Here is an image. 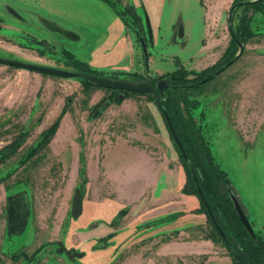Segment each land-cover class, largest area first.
Returning <instances> with one entry per match:
<instances>
[{
  "label": "rangeland",
  "instance_id": "1",
  "mask_svg": "<svg viewBox=\"0 0 264 264\" xmlns=\"http://www.w3.org/2000/svg\"><path fill=\"white\" fill-rule=\"evenodd\" d=\"M115 3L119 8L132 4L138 22L127 12L121 17L104 0H0V55L76 70L72 59L96 73L151 81L178 65L192 71L216 61L223 65L227 16L231 13L233 26L238 20V10H229L231 0ZM251 14L250 25L258 33L243 42L233 61L182 94L199 102L188 105L193 122L200 125L209 156L230 177L223 188L234 209L237 204L251 222L246 230L264 236V9ZM2 64L0 93L11 94L0 102V146L19 130L27 135L2 159L0 151V264L36 246L43 264H56L57 257L69 264H129L154 259L164 241L202 239L209 231L198 196L182 189L180 151L153 100L129 93L94 109L109 94L106 87L86 88L80 76L7 64L2 70ZM170 90L163 89L162 97ZM176 105L183 109L178 98ZM59 114L50 138L26 158ZM181 119H187L185 111ZM18 193L27 198L26 221L8 226L5 199ZM212 242L231 263L221 241ZM171 254L157 260L185 264L189 259ZM201 254L192 255L190 263L224 264Z\"/></svg>",
  "mask_w": 264,
  "mask_h": 264
},
{
  "label": "trees",
  "instance_id": "2",
  "mask_svg": "<svg viewBox=\"0 0 264 264\" xmlns=\"http://www.w3.org/2000/svg\"><path fill=\"white\" fill-rule=\"evenodd\" d=\"M114 10L122 17L123 12H127L131 17V21L138 22L137 13L132 4H128L125 8H119L116 6V0H104ZM264 9V0H231L229 10L233 12L238 10L237 14V24L235 26L231 25V13L227 16V26L229 33V40L226 44L222 52L223 56V65L220 66L219 62L208 65L198 71L187 70L182 65L176 66L174 69L166 72L164 74L165 80L169 83L168 86L164 89L170 88V92L167 93V96L160 97L159 103L164 109L171 121L172 127L178 137V140L182 144L186 154L187 159L185 160L181 154L183 169L185 170V183L182 189L185 192H193L198 198L199 195L195 188V183L193 181V175L195 176L201 192L205 198V201L208 205V209L205 208L204 204L200 200V208L198 210H202L206 214V220L209 222V231L202 234L203 238H210L212 241H221V244L225 246L228 255L231 257L230 262L232 264H264V236L259 231H253L251 235L246 228L243 226L242 222L239 220L237 213L233 207V204L224 190V186L227 182H229L230 177L227 175L226 171L221 169L217 163H215L212 158L209 156V147L208 145L201 140V137L198 133V129L200 127L199 123L197 125L194 124V113H190L189 106L190 103H197L198 101L194 99H187L182 93V90L195 86L198 83H201V79L205 78L203 81L208 80L214 75V71L218 69H222L225 65L229 64L233 61L239 54L234 55V51L238 48V42L246 41V39L255 33H258L254 30L251 25V16L252 12L255 10ZM137 37V34H136ZM140 45L144 47L145 40L144 38H140ZM68 58L69 55H66ZM73 62L74 68L77 71L85 72L89 74L105 76L110 78H123L130 80H138L145 79L139 75H135L133 77H128V73L125 75L118 76L116 72L114 74L112 72L102 74L100 72L96 73L95 69L89 68L86 65V68H81V62L74 60H70ZM77 64L78 67L75 65ZM220 66V67H219ZM88 67V68H87ZM219 67V68H218ZM217 68V69H216ZM191 73L193 77L187 78L186 74ZM131 74V73H130ZM150 80V79H148ZM80 81L82 85H86V88L93 86L92 82L87 78L80 76ZM151 82V80H150ZM83 85V87H85ZM108 95H102L92 106V108L96 109L97 107H104L109 102H118L123 97L128 95L129 93H137L135 91H127L124 89H110ZM147 99L153 100L156 104V100L149 93H144ZM183 95V96H182ZM182 96V97H181ZM176 98L180 99L183 103V109L179 108L176 105ZM193 103V104H194ZM157 105V104H156ZM189 105V106H188ZM192 107V106H190ZM64 108V107H63ZM62 108V109H63ZM159 108V107H158ZM195 108V107H194ZM186 112L187 119L182 120V111ZM99 110V109H98ZM97 110V111H98ZM160 110V109H159ZM161 113V111H160ZM202 113L201 109L197 114L200 116ZM162 115V113H161ZM60 114L55 117L53 121L42 131L41 136L35 142L33 147L26 154V158L29 157L33 152L40 149L44 143L50 138L52 133L54 132ZM163 117V115H162ZM202 117V116H201ZM164 120V118H163ZM165 122V121H164ZM167 127V126H166ZM168 129V128H167ZM169 131V130H168ZM27 135V131L19 130L16 132L7 142L0 146L1 151V159L9 154H11L15 149L21 144V142L25 139ZM204 143H203V142ZM80 160H82L80 158ZM82 170V168H80ZM84 177H82V182L78 184L80 186V190L83 191V182ZM250 225L251 222L249 221ZM145 226L148 223L144 224ZM176 231V229H173ZM12 257H17L18 254L11 253ZM202 257H205V254H201Z\"/></svg>",
  "mask_w": 264,
  "mask_h": 264
},
{
  "label": "water",
  "instance_id": "3",
  "mask_svg": "<svg viewBox=\"0 0 264 264\" xmlns=\"http://www.w3.org/2000/svg\"><path fill=\"white\" fill-rule=\"evenodd\" d=\"M241 49H242V44H241V42H238V51L236 52V54L239 53ZM0 63L11 65V66L18 67V68L31 70V71H35V72L45 73V74L54 75V76H60V77L83 76V77L87 78L88 80H90L92 82V84L96 85V86L106 87V88H115V89H124L127 91H135V92L142 93V94H144V93L151 94L154 97V99L156 100V104L159 107V109L163 115L165 124L169 130V133H170L172 139L176 143V145L180 151L181 156L185 160L187 159V154H186L182 144L178 140V137H177V135H176V133L172 127L170 118H169L167 112L164 109H162V107L158 101L159 98L162 96L163 88H165L168 84V82L163 77L157 78L153 83H150L146 79L130 80V79H123V78H110V77L80 72V71H76V70L56 67V66H52V65H45V64H39V63L31 62V61H25V60H21V59H17V58L5 57V56H1V55H0ZM217 71L218 70H216L215 73ZM204 79L205 78H202L201 81H203ZM193 181L195 183V188H196V191L199 195L200 200L202 201V203L204 204L208 213L210 214V211L208 209V205L205 201V198L201 192L199 184H198L194 175H193ZM235 209H236L238 217H239L240 221L242 222V224L244 225V227L250 231L251 230L250 224H249L246 216L244 215L243 211L239 208V206L237 204H235Z\"/></svg>",
  "mask_w": 264,
  "mask_h": 264
},
{
  "label": "crops",
  "instance_id": "4",
  "mask_svg": "<svg viewBox=\"0 0 264 264\" xmlns=\"http://www.w3.org/2000/svg\"><path fill=\"white\" fill-rule=\"evenodd\" d=\"M1 67H2V70H7V68H5V67H8V66H5V64H2ZM10 94H11V91L8 92L6 95L0 93V102H4L5 100L9 99ZM13 95L16 98L19 97L18 93L13 94ZM24 226H25V224H24ZM41 242H42V240H39L37 245H40ZM182 242H185V243L180 244ZM195 243H198L199 245L196 246ZM176 245H178V246H176ZM37 247L38 246L34 247L33 249L31 248L28 251L19 252V256L15 259L16 263L18 262L20 264L22 262V264H43V262L39 263V261H38L39 257H40L39 253L37 254V253H35L36 251H34L37 249ZM216 248H217V245L215 243H213L208 238L190 240L188 242H187V240H184V241L169 240V241L162 242L158 246L157 250L155 251L156 257L154 259L152 257H148V258L145 257V258L139 260L138 262L131 263L132 260H130L129 264H165L163 261L159 262L157 259L162 258L163 255L170 254V252H172V254L170 255L169 258H171L172 256H173V258H174V256H178L180 261H183L184 257L179 256L178 254H185L190 259L192 255L206 253V257H205L206 261L209 260L210 258H216L217 257L224 264H231V263H229L227 256L225 254H223L221 251H217ZM72 255L74 256L75 254L73 253ZM186 256H185V258H187ZM57 259H58V262L56 264H69L68 262H70L69 260L67 262V258H66V261L64 258L61 259L60 257H57ZM189 259L187 261H185V264H193V263H190ZM15 261H10V259H9V264H14ZM191 261L193 262V260H191ZM201 264H203V262Z\"/></svg>",
  "mask_w": 264,
  "mask_h": 264
},
{
  "label": "flooded vegetation",
  "instance_id": "5",
  "mask_svg": "<svg viewBox=\"0 0 264 264\" xmlns=\"http://www.w3.org/2000/svg\"><path fill=\"white\" fill-rule=\"evenodd\" d=\"M159 77H163V76H157L151 82L148 79L146 80H148L150 83H153ZM4 208H5V219L7 220L6 223L8 224V226L16 225L20 227V225H23V223L26 221L27 212H28V202L24 194L18 193V194H14V196L12 195L10 197H7L5 199Z\"/></svg>",
  "mask_w": 264,
  "mask_h": 264
}]
</instances>
